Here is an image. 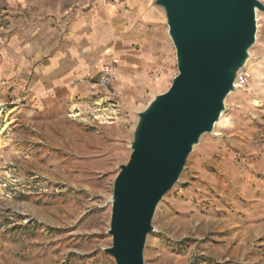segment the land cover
Wrapping results in <instances>:
<instances>
[{
	"label": "rangeland",
	"instance_id": "rangeland-1",
	"mask_svg": "<svg viewBox=\"0 0 264 264\" xmlns=\"http://www.w3.org/2000/svg\"><path fill=\"white\" fill-rule=\"evenodd\" d=\"M257 20L241 85L158 205L145 264H264V232L238 240L264 230V12ZM28 68L0 59V264H116L105 252L114 182L137 114L172 83L120 84L122 122L91 126L64 104L32 103Z\"/></svg>",
	"mask_w": 264,
	"mask_h": 264
},
{
	"label": "water",
	"instance_id": "water-1",
	"mask_svg": "<svg viewBox=\"0 0 264 264\" xmlns=\"http://www.w3.org/2000/svg\"><path fill=\"white\" fill-rule=\"evenodd\" d=\"M176 50L178 74L143 111L113 188L105 250L116 264H145L159 203L176 186L200 138L212 133L256 43L260 0H155Z\"/></svg>",
	"mask_w": 264,
	"mask_h": 264
},
{
	"label": "crops",
	"instance_id": "crops-1",
	"mask_svg": "<svg viewBox=\"0 0 264 264\" xmlns=\"http://www.w3.org/2000/svg\"><path fill=\"white\" fill-rule=\"evenodd\" d=\"M154 2L0 0V45L9 44L0 48V59L10 53L11 59L31 66L26 71L37 78L29 88L32 103L64 104L68 109L76 103L101 102L96 80L87 74L112 66L117 84L107 99L119 103L121 85L138 84L144 89L145 84L172 83L177 75L166 16ZM8 34L10 41L4 39ZM120 107L125 114V107ZM123 117L111 126L119 125ZM260 227L238 234V240L246 243L261 237ZM241 249L248 250L240 243L237 252Z\"/></svg>",
	"mask_w": 264,
	"mask_h": 264
},
{
	"label": "built area",
	"instance_id": "built-area-1",
	"mask_svg": "<svg viewBox=\"0 0 264 264\" xmlns=\"http://www.w3.org/2000/svg\"><path fill=\"white\" fill-rule=\"evenodd\" d=\"M87 78L90 80H96L95 84L99 95L101 96V102H95L93 104L76 103L70 108L71 117L75 119L79 118L82 122L91 126L111 125L123 117V110L120 104L115 101L107 99L108 94L115 86L116 73L112 66L105 65L104 69L97 74L92 72L87 74ZM237 83L240 86V80ZM248 83V79L244 77L242 84Z\"/></svg>",
	"mask_w": 264,
	"mask_h": 264
},
{
	"label": "bare ground",
	"instance_id": "bare-ground-1",
	"mask_svg": "<svg viewBox=\"0 0 264 264\" xmlns=\"http://www.w3.org/2000/svg\"><path fill=\"white\" fill-rule=\"evenodd\" d=\"M239 85V84H238Z\"/></svg>",
	"mask_w": 264,
	"mask_h": 264
}]
</instances>
